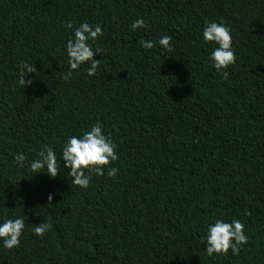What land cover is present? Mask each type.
Here are the masks:
<instances>
[{
  "label": "trees",
  "instance_id": "16d2710c",
  "mask_svg": "<svg viewBox=\"0 0 264 264\" xmlns=\"http://www.w3.org/2000/svg\"><path fill=\"white\" fill-rule=\"evenodd\" d=\"M137 17L148 27L131 29ZM206 20L231 29L227 79L201 39ZM68 21L101 25L93 76L65 78ZM165 34L168 51L140 46ZM26 63L39 74L22 87ZM96 121L118 171L81 189L60 148ZM45 146L56 177L16 167L17 152L31 161ZM16 216L25 231L0 264H264V0H0V217ZM217 218L244 224L236 255L204 250Z\"/></svg>",
  "mask_w": 264,
  "mask_h": 264
},
{
  "label": "clouds",
  "instance_id": "9594fccd",
  "mask_svg": "<svg viewBox=\"0 0 264 264\" xmlns=\"http://www.w3.org/2000/svg\"><path fill=\"white\" fill-rule=\"evenodd\" d=\"M64 27L72 29L71 37L66 42L68 72L65 78L81 66H85L88 76L95 75L100 66V59L93 57L100 54L101 50L94 48L93 44L98 37L103 35L101 25L97 23L93 26L88 22H81L78 26L73 27L72 21H68ZM147 27L148 25L141 17L135 18L130 25L133 30ZM171 39V36L167 34L160 36L156 41L141 39L140 46L143 49H152L158 45L162 50L168 51L172 47ZM201 39L205 44L211 45L209 53L211 66L221 74L223 79H227L229 74L226 69L235 63L231 29L223 21L206 20L202 27ZM30 72L39 74L34 64L21 65L18 83L22 87L33 83L34 78L25 79ZM116 147L117 145L110 133L104 129L101 122L96 121L80 135L68 136L61 145L59 158L63 162V167L69 170L68 175L72 177L71 183L84 189L90 183L91 173L102 175L105 168H107L108 176L117 173L118 169L115 166H109L111 162L118 160ZM36 156L37 158L28 161V157L23 152H17L14 156L15 165L18 168H23L27 162V166L32 171L36 173L46 172L49 177H56L57 173L60 172V165L53 148L45 146ZM51 198L52 194L50 193L48 200ZM25 225V218L21 216L15 218L0 217V247L5 249L18 247L20 237L25 231ZM50 228L51 224L40 221L34 224L31 231L37 237L42 238ZM205 229L204 250L209 256L213 254L226 255L229 250L233 255H236L240 247L248 241L244 224L238 219L227 221L217 218L214 222L206 223Z\"/></svg>",
  "mask_w": 264,
  "mask_h": 264
}]
</instances>
